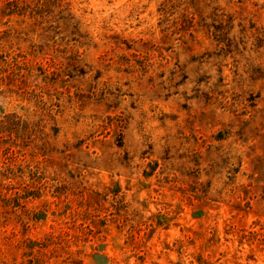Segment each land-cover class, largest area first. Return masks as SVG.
I'll list each match as a JSON object with an SVG mask.
<instances>
[{"label":"rangeland","instance_id":"374dc122","mask_svg":"<svg viewBox=\"0 0 264 264\" xmlns=\"http://www.w3.org/2000/svg\"><path fill=\"white\" fill-rule=\"evenodd\" d=\"M0 264H264V0H0Z\"/></svg>","mask_w":264,"mask_h":264}]
</instances>
